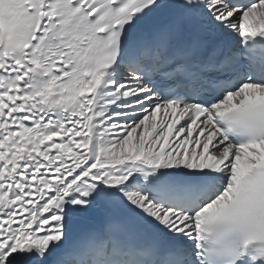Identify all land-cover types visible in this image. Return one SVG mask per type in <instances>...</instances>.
I'll return each instance as SVG.
<instances>
[{
  "label": "snow or ice",
  "instance_id": "1",
  "mask_svg": "<svg viewBox=\"0 0 264 264\" xmlns=\"http://www.w3.org/2000/svg\"><path fill=\"white\" fill-rule=\"evenodd\" d=\"M0 264H264V0H0Z\"/></svg>",
  "mask_w": 264,
  "mask_h": 264
}]
</instances>
